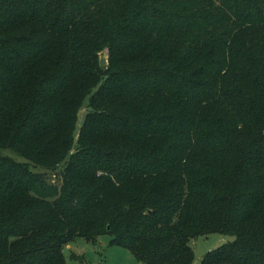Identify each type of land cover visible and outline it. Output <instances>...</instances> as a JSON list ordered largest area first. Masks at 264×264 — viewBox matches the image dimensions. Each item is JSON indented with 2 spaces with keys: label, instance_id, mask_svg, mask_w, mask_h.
Segmentation results:
<instances>
[{
  "label": "trees",
  "instance_id": "trees-1",
  "mask_svg": "<svg viewBox=\"0 0 264 264\" xmlns=\"http://www.w3.org/2000/svg\"><path fill=\"white\" fill-rule=\"evenodd\" d=\"M210 232L200 264H264V0H0V264Z\"/></svg>",
  "mask_w": 264,
  "mask_h": 264
},
{
  "label": "rangeland",
  "instance_id": "rangeland-1",
  "mask_svg": "<svg viewBox=\"0 0 264 264\" xmlns=\"http://www.w3.org/2000/svg\"><path fill=\"white\" fill-rule=\"evenodd\" d=\"M85 108V106L81 107L78 112L77 126L83 118ZM3 151L18 160H23L21 156L8 149H4ZM233 238L234 236L231 234L210 232L207 235H200L192 239L193 260L190 264H200L203 255L207 251ZM109 240L110 236L108 234L99 236L96 242L76 237L62 247L66 264H145L138 260L128 248L117 244H110ZM70 253L73 254L72 258L70 257Z\"/></svg>",
  "mask_w": 264,
  "mask_h": 264
},
{
  "label": "water",
  "instance_id": "water-1",
  "mask_svg": "<svg viewBox=\"0 0 264 264\" xmlns=\"http://www.w3.org/2000/svg\"><path fill=\"white\" fill-rule=\"evenodd\" d=\"M100 64H105L106 63V55L103 53L99 59Z\"/></svg>",
  "mask_w": 264,
  "mask_h": 264
},
{
  "label": "built area",
  "instance_id": "built-area-1",
  "mask_svg": "<svg viewBox=\"0 0 264 264\" xmlns=\"http://www.w3.org/2000/svg\"><path fill=\"white\" fill-rule=\"evenodd\" d=\"M89 264H94V263H89Z\"/></svg>",
  "mask_w": 264,
  "mask_h": 264
}]
</instances>
